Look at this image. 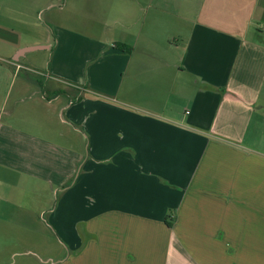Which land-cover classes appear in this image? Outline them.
I'll return each mask as SVG.
<instances>
[{"label":"crops","instance_id":"1","mask_svg":"<svg viewBox=\"0 0 264 264\" xmlns=\"http://www.w3.org/2000/svg\"><path fill=\"white\" fill-rule=\"evenodd\" d=\"M113 1L0 0V264H264V0Z\"/></svg>","mask_w":264,"mask_h":264},{"label":"rangeland","instance_id":"2","mask_svg":"<svg viewBox=\"0 0 264 264\" xmlns=\"http://www.w3.org/2000/svg\"><path fill=\"white\" fill-rule=\"evenodd\" d=\"M75 6L77 7V13L71 14L70 12V3L71 0H46V6L44 11L40 12L37 16L40 21L46 19L48 17L55 18L56 21L61 23L65 28L68 26H73L76 24L79 28L83 27L85 24V15L87 12V3H94L97 5V12L101 17H108L112 13H116L121 10L118 1L113 0H74ZM92 1V2H91ZM49 3H52L51 7H48ZM121 5V4H120ZM45 6V7H46ZM124 9V8H123ZM122 9V10H123ZM90 10V9H89ZM92 10V9H91ZM44 12V13H43ZM61 27V28H64ZM57 30V29H56ZM45 37L53 45V34L51 30L46 27V34ZM46 56L47 53H38V56ZM39 63L42 67L45 64ZM41 69V68H40ZM47 69V68H46ZM42 71V70H40ZM49 191L45 194L44 198H46V202L51 199V208L55 203V196L50 193ZM32 195V193H31ZM49 198V199H48ZM31 211L33 212L34 209L31 207ZM48 215H46V218ZM36 229L41 230L44 225L43 224H35ZM25 226V225H24ZM34 225H30L32 229ZM26 227V226H25ZM52 228V226H51ZM52 229L45 228L44 236L45 238L42 239H34L33 237L28 238V249L30 250V255L26 256H18L15 253H21L24 251L21 247V242H18L17 239L8 242L11 245V249L13 250V257H8L4 264H61V260L66 259V250L65 247L60 245V241L58 238L51 233ZM32 232V231H31ZM14 233L17 234V228L14 226ZM31 236V235H29ZM16 238V236H15ZM25 242V240H24ZM25 252V251H24ZM61 262V263H60Z\"/></svg>","mask_w":264,"mask_h":264},{"label":"trees","instance_id":"3","mask_svg":"<svg viewBox=\"0 0 264 264\" xmlns=\"http://www.w3.org/2000/svg\"><path fill=\"white\" fill-rule=\"evenodd\" d=\"M117 50H119V51H122V52H124V53H130V51H131V48H129L128 46H125V45H122V44H115V46H114ZM167 225L170 227L171 226V224H169V223H167Z\"/></svg>","mask_w":264,"mask_h":264}]
</instances>
